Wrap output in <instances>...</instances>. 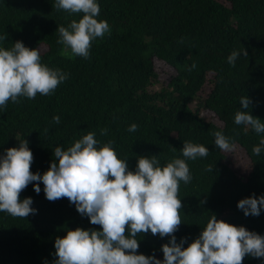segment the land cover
I'll use <instances>...</instances> for the list:
<instances>
[{
    "label": "trees",
    "instance_id": "trees-1",
    "mask_svg": "<svg viewBox=\"0 0 264 264\" xmlns=\"http://www.w3.org/2000/svg\"><path fill=\"white\" fill-rule=\"evenodd\" d=\"M110 33L92 42L89 58L64 55L57 27H67L82 14L55 7V0H0V47L17 40L38 48L41 62L68 74L48 96L20 97L0 109V155L26 139L33 153L31 171L45 172L53 150H65L87 132L101 143L114 141L120 159L135 170L137 157L156 156L163 166L182 155L184 141L203 144L207 157L186 159L192 180L180 182L182 223L174 233L187 247L212 214L264 235L260 215L245 216L238 201L264 195V139L250 127L234 122L237 110L264 123V0H97ZM248 55H244V51ZM237 51L235 64L228 56ZM70 53V50H69ZM169 68L165 81L155 61ZM195 64L196 67L192 68ZM191 68V70H189ZM250 100L244 109L240 99ZM215 116L210 118L207 114ZM59 115L60 122L53 117ZM137 124L135 132L127 131ZM107 128L106 136L100 130ZM225 136L246 152L251 170L241 176L217 148L213 133ZM212 166L213 171H207ZM20 197L32 198L36 210L27 218L0 212V264H53L56 237L76 227L100 230L67 198L49 201L39 182ZM138 253L163 260L162 245L170 237L138 234ZM243 264H264V257L245 256Z\"/></svg>",
    "mask_w": 264,
    "mask_h": 264
},
{
    "label": "clouds",
    "instance_id": "clouds-1",
    "mask_svg": "<svg viewBox=\"0 0 264 264\" xmlns=\"http://www.w3.org/2000/svg\"><path fill=\"white\" fill-rule=\"evenodd\" d=\"M55 7L82 14L78 21L56 29L63 54L89 58L92 42L111 31L107 20L97 19V0H55ZM5 39L0 36V41ZM239 54L233 51L228 62L234 65ZM244 55H248L246 50ZM67 78V73L41 62L38 48L27 47L20 40L10 48L0 47V109L9 101L18 103L20 97L51 95ZM240 103L248 109L250 100L244 96ZM53 122L59 123L60 116H54ZM234 122L246 130L250 127L264 133V123L248 111L237 110ZM137 128L133 123L127 131ZM100 134L106 136L108 129H101ZM213 136L217 148L227 153L234 150L235 144L222 131H215ZM28 144L20 139L18 146L0 155V212L19 218L35 213L32 198L21 199L20 194L33 182L39 194L42 182L49 201L67 198L91 224L100 226V230L69 228L65 236L56 237L53 264H243L245 256L264 257V235L217 219L215 214L187 247L183 238L177 243L174 233L182 223L179 210L183 208L178 198L180 182L188 184L192 180L186 159L207 157L209 150L203 144L184 141L181 151L186 159L173 158L163 166L156 156L140 155L133 171L126 159L118 158L114 141L101 143L89 131L66 150L56 146L54 160L42 175L31 171L34 157ZM262 150L264 139L253 146L252 152L259 156ZM206 170L211 172L213 167ZM237 207L245 216H258L264 207V195L243 198ZM149 231L170 237L162 245L163 260L138 253L137 236Z\"/></svg>",
    "mask_w": 264,
    "mask_h": 264
},
{
    "label": "rangeland",
    "instance_id": "rangeland-1",
    "mask_svg": "<svg viewBox=\"0 0 264 264\" xmlns=\"http://www.w3.org/2000/svg\"><path fill=\"white\" fill-rule=\"evenodd\" d=\"M155 67L158 69L159 76L162 81L169 76V68L167 65L159 60L155 61ZM210 118L215 119V116L211 115V113L207 114ZM226 154V161L232 166L239 175L245 177L251 170V162L249 157L247 156L244 149H242L239 145H235L234 150L231 153L224 152Z\"/></svg>",
    "mask_w": 264,
    "mask_h": 264
}]
</instances>
